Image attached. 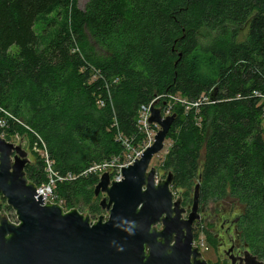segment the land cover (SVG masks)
Listing matches in <instances>:
<instances>
[{"label":"trees","instance_id":"trees-1","mask_svg":"<svg viewBox=\"0 0 264 264\" xmlns=\"http://www.w3.org/2000/svg\"><path fill=\"white\" fill-rule=\"evenodd\" d=\"M78 1L0 0V134L40 148L28 180L46 184L50 163L64 209L98 218L101 176L84 172L139 146L142 106L169 107L160 170L185 204L200 183L201 201L242 207L264 258V0Z\"/></svg>","mask_w":264,"mask_h":264},{"label":"water","instance_id":"water-1","mask_svg":"<svg viewBox=\"0 0 264 264\" xmlns=\"http://www.w3.org/2000/svg\"><path fill=\"white\" fill-rule=\"evenodd\" d=\"M175 117H163L153 103L149 122L160 126L155 142L123 168V179L111 181L109 173L101 175L95 191L102 194L100 205L108 215L95 222L76 208L65 211L45 201L26 177L30 160L23 142L14 144L0 135V193L18 219L11 223L0 214V264H189L190 254L197 252L192 249L191 225L198 217L200 183L184 221V209L174 201L172 174L156 181L157 170L150 167ZM161 220L164 228L157 231L154 226ZM184 228L185 240L180 235ZM173 233L179 237L171 246Z\"/></svg>","mask_w":264,"mask_h":264},{"label":"flooded vegetation","instance_id":"flooded-vegetation-1","mask_svg":"<svg viewBox=\"0 0 264 264\" xmlns=\"http://www.w3.org/2000/svg\"><path fill=\"white\" fill-rule=\"evenodd\" d=\"M166 176L167 174L163 175L159 180H164ZM173 192L175 194L174 201H178L180 203L179 208L184 209L181 219L186 221L192 211L193 200L185 204L183 192L178 194V191L173 190ZM231 203L229 202V205ZM221 205V201L203 202L199 198L198 217L191 225L192 249H196L197 252L190 254L188 258L189 264H264V258L253 254L248 245L241 239L237 227L239 216L233 218L227 216L226 213L231 212ZM8 207L7 201L0 193V214L13 221L15 219L14 211H12V207ZM103 214L104 209L101 215ZM154 228L157 231H162L164 228L162 220ZM185 234L186 229L184 228L183 233L181 232L180 235L183 237ZM178 237L177 233L170 235L169 241L171 242L169 244L171 246L175 245ZM158 241H164V239L159 237ZM205 250H211L212 255H205ZM169 252H171V249H169Z\"/></svg>","mask_w":264,"mask_h":264},{"label":"built area","instance_id":"built-area-1","mask_svg":"<svg viewBox=\"0 0 264 264\" xmlns=\"http://www.w3.org/2000/svg\"><path fill=\"white\" fill-rule=\"evenodd\" d=\"M152 105H153V102L149 105L142 106L140 110L139 123H140L141 129L145 131V137L141 141L139 146L133 149L131 143L126 141L127 148L130 152H127L123 156V159H121L120 157H116L109 161H105L102 163H96L95 165L90 167L88 170H86L84 173H97L99 176H101L102 174L107 172L110 175L111 181L120 180L121 178L123 179V175L121 174V171L123 170V168L129 165H132L136 161V159L141 158V155L143 154V152L148 147L153 145V143L155 142V136L157 132L160 130V126L158 123L149 122V119L151 116ZM193 105L197 106V104H193ZM160 109H161L163 117L171 115V112H170L171 110L169 107L165 108V112L162 111V108ZM1 112H3V110L0 108V127H3L5 125L6 120L1 117ZM1 136L4 137L3 135ZM45 155L46 157H48L47 153H45ZM48 171L51 174L50 180L46 184L37 186V189L43 195L45 201H47L48 203H57L64 208L62 201H58L55 195V187H56L57 181L63 180V179L61 177L55 178V176H53L55 174L53 172V169L50 163H48ZM158 180H159L158 176L156 175V181ZM65 211H68V210H65ZM14 214H15V219L13 221L10 220L8 217L7 218L9 219V221H11V223L17 224L18 219H17V215L15 211H14ZM93 222L95 221L93 220Z\"/></svg>","mask_w":264,"mask_h":264},{"label":"rangeland","instance_id":"rangeland-1","mask_svg":"<svg viewBox=\"0 0 264 264\" xmlns=\"http://www.w3.org/2000/svg\"><path fill=\"white\" fill-rule=\"evenodd\" d=\"M87 1L88 0H79L78 1L79 7L84 8ZM246 34H247V29L239 35L237 40L238 41L244 40ZM215 36H216V32H214V31L210 32V31L203 30V29L198 33L199 41L204 48L209 47L210 45H212L215 42ZM263 129H264V120H263ZM22 139L23 138H21V137L19 138L18 135H15L14 137H12L10 142H12L14 144H20ZM170 144H171V141L169 139H166L163 150L160 153L154 155L152 158V161L150 163V167L154 166L156 168L157 173H158V175H157L158 179H161L163 177V175L167 174L164 171L160 170L159 164L161 163L162 159L164 158ZM23 148L28 152V158H29L30 162H32V163L35 162V156H36L35 153H38L41 155L40 148L38 146H33V147L30 146L28 141L23 142ZM150 167H149V169H150ZM182 191L183 190H179L177 192V194L182 193ZM102 198H103V196L101 195L99 200L101 201ZM100 201H99V203H100ZM221 202H222L221 206L227 208V210L231 212V213L227 212L228 213V214L226 213L227 216L233 218V217H237L241 213L242 207H240L239 205L232 204L233 203L232 201L227 200V201H221ZM229 202L230 203L232 202V203L229 205ZM75 208L78 209L81 213H83L85 215L87 214L90 216L89 209L87 206H84L82 204H76ZM12 211H14L13 208H12ZM107 215H108L107 211L104 210L103 216L107 217ZM99 216H101V214ZM90 217H91V220H94V221H96L98 219L94 216H90ZM204 254L207 256L212 255L211 250H205Z\"/></svg>","mask_w":264,"mask_h":264}]
</instances>
